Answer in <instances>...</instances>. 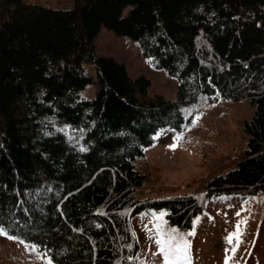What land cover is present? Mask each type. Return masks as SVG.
I'll use <instances>...</instances> for the list:
<instances>
[{
	"label": "trees",
	"instance_id": "1",
	"mask_svg": "<svg viewBox=\"0 0 264 264\" xmlns=\"http://www.w3.org/2000/svg\"><path fill=\"white\" fill-rule=\"evenodd\" d=\"M101 27L137 42L177 80L176 97H149L144 76L96 55ZM84 62L98 85L91 100L80 97L93 82ZM243 99L252 108L244 147L230 165L205 162L200 189L174 194L137 166L158 130L184 135L201 102ZM258 195L264 0H0V220L9 234L52 264H139L132 220L144 210L165 208L185 231L218 197Z\"/></svg>",
	"mask_w": 264,
	"mask_h": 264
},
{
	"label": "rangeland",
	"instance_id": "2",
	"mask_svg": "<svg viewBox=\"0 0 264 264\" xmlns=\"http://www.w3.org/2000/svg\"><path fill=\"white\" fill-rule=\"evenodd\" d=\"M28 1L42 2L55 8L72 5V0ZM94 50L98 56L110 57L123 64L130 78L144 76L148 80L149 97L159 95L168 100L176 97L177 80L153 64L137 42L101 27L94 39ZM83 68L86 74L93 77V82L80 91V97L91 100L98 89L94 67L84 62ZM194 111L193 121L196 123H192L184 135L169 129L158 130L154 143L145 149L144 157L137 162L139 169L150 178L157 177L174 187V194L200 189L208 174L205 162L212 157H221L224 164H231L227 161L238 155L245 143L241 122L252 115V108L246 99L236 102L219 100L211 104L201 102ZM177 135L182 139L176 142L173 150L171 146ZM204 157L208 159L203 160ZM161 214L162 219H157ZM165 214V208L146 209L133 219L140 246V264H163V257L155 254L159 251L156 244L158 229L162 233L176 229V234L185 238L190 244L191 264H225L226 255L231 257L228 264H264L263 196L218 197L208 203L193 228L185 231L168 224ZM240 221L246 223L241 225V242L233 254L230 249L235 246V241L233 245H228L226 237L235 232ZM189 232L195 234L189 236ZM46 260H49L47 256L38 259L17 240L0 236V264H45Z\"/></svg>",
	"mask_w": 264,
	"mask_h": 264
},
{
	"label": "snow or ice",
	"instance_id": "3",
	"mask_svg": "<svg viewBox=\"0 0 264 264\" xmlns=\"http://www.w3.org/2000/svg\"><path fill=\"white\" fill-rule=\"evenodd\" d=\"M198 119V118H197ZM193 125H195L196 121L192 122ZM182 137L180 135H177L175 137L174 143L171 146L173 150L176 147V142L181 140ZM239 216L240 213H237ZM163 214H161L160 217H157V219H162ZM197 221L194 222L197 223ZM246 223V221H240L236 225V230L233 233H230L226 237V243L228 245H233V242L235 241V246L231 247L230 251L234 254L236 251V248L240 244V237L242 235L241 232V225ZM11 225L5 226L3 221L0 220V236H5L8 239L17 240L18 243L24 244L26 250H30L32 253L36 254L37 258H41V256L46 255V253H41L40 249L34 245V244H25L24 240L17 239V237L9 234ZM194 232H189L188 235H194ZM157 239L156 244L158 246V255H161L163 257V264H191L190 256H189V250H190V244L185 240L183 236H178L176 234V229H171L168 233H162L157 230ZM227 251V250H226ZM231 257H228L226 255L225 264H228V261ZM45 264H51L50 260H46Z\"/></svg>",
	"mask_w": 264,
	"mask_h": 264
}]
</instances>
